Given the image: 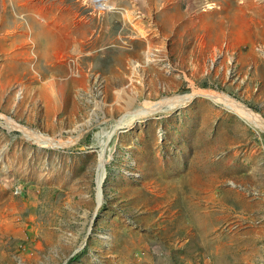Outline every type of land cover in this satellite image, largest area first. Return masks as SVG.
Returning a JSON list of instances; mask_svg holds the SVG:
<instances>
[{"label": "rangeland", "instance_id": "1", "mask_svg": "<svg viewBox=\"0 0 264 264\" xmlns=\"http://www.w3.org/2000/svg\"><path fill=\"white\" fill-rule=\"evenodd\" d=\"M199 89L264 118V0H0V112L66 143L0 118V264H264V130L201 96L114 128Z\"/></svg>", "mask_w": 264, "mask_h": 264}, {"label": "bare ground", "instance_id": "2", "mask_svg": "<svg viewBox=\"0 0 264 264\" xmlns=\"http://www.w3.org/2000/svg\"><path fill=\"white\" fill-rule=\"evenodd\" d=\"M32 35H33V32H32ZM146 59L148 60L149 57L147 56ZM198 96L204 97L212 101L213 103L221 104L225 106L226 108L233 111L234 113L239 114L243 119L247 120L249 123L264 130V118L259 113L255 112L254 110L249 108L246 104L239 102L236 98L224 92H217V91H212L208 89H199V90H194L190 93L173 95L172 97L171 96L165 97L155 102L144 101L140 107L134 110L127 111L126 114L122 116V118H120L116 122V125L114 126V128L118 129V128L123 127L124 125H128V123L133 122V120H138L140 118H149L157 114L158 112L172 110L180 106L186 105L187 103H189L195 97H198ZM97 108H99V106H97ZM0 118H3L6 121V124L10 128L14 130L16 129L22 132L23 135H25L27 138L31 140H34L35 143L38 142L40 145H45L49 147H61L63 145H66V143H64L62 140H59L55 137L46 135L43 132L35 131L25 125H22L18 123L17 121L11 119L10 116L2 112H0ZM115 129H113L110 132L101 133L99 135L98 142H97L100 146V150H99V158H98V163L96 166V175H95L96 207H99L102 204V197H103L102 196V185L104 181V169L108 163V159L106 156V149L113 137V133Z\"/></svg>", "mask_w": 264, "mask_h": 264}, {"label": "water", "instance_id": "3", "mask_svg": "<svg viewBox=\"0 0 264 264\" xmlns=\"http://www.w3.org/2000/svg\"><path fill=\"white\" fill-rule=\"evenodd\" d=\"M96 214H97V210H95L94 212L93 219L95 218Z\"/></svg>", "mask_w": 264, "mask_h": 264}]
</instances>
